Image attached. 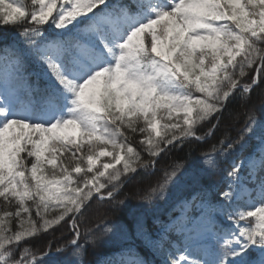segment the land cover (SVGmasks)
<instances>
[{"label": "snow or ice", "instance_id": "6c2138e0", "mask_svg": "<svg viewBox=\"0 0 264 264\" xmlns=\"http://www.w3.org/2000/svg\"><path fill=\"white\" fill-rule=\"evenodd\" d=\"M0 27L15 30L0 49V264H82L76 220L93 199L115 201L125 180L169 146L202 139L200 126L231 97L247 105L264 83V0H0ZM137 134L152 159L131 143ZM249 140L252 151L225 170L223 202L201 197L196 225L165 264H264V106L259 118L254 106L244 113L236 138L214 144L200 171L218 170L216 156L239 155ZM178 167L141 199L160 196ZM66 217L73 236L56 253L69 255L50 261L49 245L37 259L31 239ZM146 227L136 220L150 239ZM101 264L145 262L117 253Z\"/></svg>", "mask_w": 264, "mask_h": 264}, {"label": "trees", "instance_id": "16d2710c", "mask_svg": "<svg viewBox=\"0 0 264 264\" xmlns=\"http://www.w3.org/2000/svg\"><path fill=\"white\" fill-rule=\"evenodd\" d=\"M25 2L30 6V0ZM117 2L118 0H107L109 7ZM119 2L127 4L130 0H119ZM14 31L10 27H0V49L12 43ZM6 70L8 69L0 67V71ZM32 70L30 66L29 71ZM251 74H254V70ZM36 80L35 75L30 77L31 83L35 84ZM253 106L255 115L259 118L261 107L264 106V83L253 88L247 105L242 104L239 92L231 97L219 120L213 119L211 124L206 121L200 126L197 135L202 139L188 138L176 143L174 147L169 146L165 152L155 158L157 163L154 168L139 169L138 173L125 180L116 194L115 201L100 202L99 198L93 199L91 206L76 220L81 233L79 243L84 245L80 258L82 264H101L105 258L117 253L133 255L135 260L144 261L145 264H165L170 251H174L177 247L182 250L184 235L196 225L199 218L201 197L205 202L214 205L223 202L219 193L227 190L222 181L227 171H231V161L235 158L239 163L240 159L252 151L256 142L249 140L247 149L239 155L234 152L227 158L216 156L219 161L218 170L210 173L200 171L206 167L203 163V155L210 153L212 146L218 144L221 138L227 136L235 139L243 126L244 113ZM212 124H216L217 128L212 130L214 134L209 135ZM140 139V135L137 134L131 143L141 151L144 160L152 159L142 151ZM173 165H179L173 182L169 183L164 192L151 202L143 201L141 197L144 191L163 175L165 168L171 170ZM247 173V167L241 169V176L245 181H247ZM186 202H190L186 212L184 225L186 228L177 232L173 229L166 230L170 220L180 212ZM214 215L221 227L226 228L231 223L226 214L221 215L217 212ZM65 219L67 223L62 221L55 226L54 231L49 229L48 232H41L38 237L31 239V250L36 254L37 259L49 245L52 253L49 257L50 261L61 260L69 255L68 251L56 253V249L66 244L73 236L71 217ZM137 219L146 224V232L150 234V239L140 235L136 230ZM105 224L112 230L105 233L103 231ZM90 236L94 239H90Z\"/></svg>", "mask_w": 264, "mask_h": 264}, {"label": "rangeland", "instance_id": "374dc122", "mask_svg": "<svg viewBox=\"0 0 264 264\" xmlns=\"http://www.w3.org/2000/svg\"><path fill=\"white\" fill-rule=\"evenodd\" d=\"M177 222H178L179 224L181 223V217L176 218L175 223H177ZM197 258H198V257H197Z\"/></svg>", "mask_w": 264, "mask_h": 264}]
</instances>
